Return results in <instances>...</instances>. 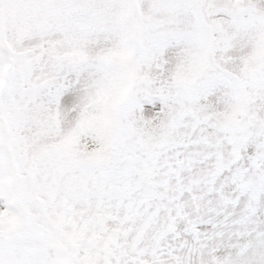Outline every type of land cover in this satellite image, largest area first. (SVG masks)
I'll use <instances>...</instances> for the list:
<instances>
[{
    "label": "rangeland",
    "instance_id": "rangeland-1",
    "mask_svg": "<svg viewBox=\"0 0 264 264\" xmlns=\"http://www.w3.org/2000/svg\"><path fill=\"white\" fill-rule=\"evenodd\" d=\"M0 264H264V0H0Z\"/></svg>",
    "mask_w": 264,
    "mask_h": 264
},
{
    "label": "bare ground",
    "instance_id": "bare-ground-1",
    "mask_svg": "<svg viewBox=\"0 0 264 264\" xmlns=\"http://www.w3.org/2000/svg\"><path fill=\"white\" fill-rule=\"evenodd\" d=\"M250 28V31L253 29L252 27H249V26H243V27H241V29H249ZM258 38V37H257ZM251 40H252V43L256 40L255 38H253V37H251ZM236 42L237 43H242V39L240 38H237L236 39ZM255 44H256V42H255Z\"/></svg>",
    "mask_w": 264,
    "mask_h": 264
}]
</instances>
